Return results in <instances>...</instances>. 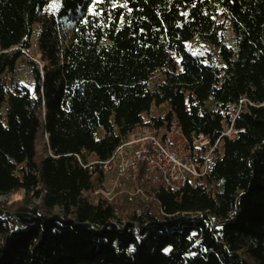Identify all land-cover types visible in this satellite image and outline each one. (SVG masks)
I'll use <instances>...</instances> for the list:
<instances>
[{"label":"trees","instance_id":"16d2710c","mask_svg":"<svg viewBox=\"0 0 264 264\" xmlns=\"http://www.w3.org/2000/svg\"><path fill=\"white\" fill-rule=\"evenodd\" d=\"M49 2L0 0V196L24 194L0 203V264H247L243 249L264 264V0ZM33 35L50 64L8 86ZM157 107L217 142L202 181L139 173L134 193H95L99 162Z\"/></svg>","mask_w":264,"mask_h":264},{"label":"built area","instance_id":"2783aa9c","mask_svg":"<svg viewBox=\"0 0 264 264\" xmlns=\"http://www.w3.org/2000/svg\"><path fill=\"white\" fill-rule=\"evenodd\" d=\"M222 134L232 137L234 130L229 126ZM216 144L202 133L185 134L179 120L167 111L143 113L111 156L99 162L107 178L98 192L110 201L139 173L147 183L161 182L174 190L201 182Z\"/></svg>","mask_w":264,"mask_h":264},{"label":"rangeland","instance_id":"374dc122","mask_svg":"<svg viewBox=\"0 0 264 264\" xmlns=\"http://www.w3.org/2000/svg\"><path fill=\"white\" fill-rule=\"evenodd\" d=\"M57 7H58V0H50L46 11L47 12H54L57 9ZM64 32L66 33V35H70L71 27L68 25L65 28ZM65 41H66V43L68 42L67 39ZM31 42H32L31 47L29 49L23 50V54L18 58L13 73L11 75H7L6 76L7 78L6 77L3 78V80L6 82V84H8V86L13 85L16 82L24 83V84H27L30 86L32 85L33 77L30 73L32 67H30L27 60L31 59L34 61V63L37 64V66L39 67L40 74H42L43 70L49 66V64H50L49 61H43L41 59V54L36 52L34 35L31 37ZM224 42H226L228 44L232 43V35H231L229 28H227V30L225 32ZM187 48L189 50H191L192 52L203 53L205 51H210L212 53H215V49H213L208 44L198 42V40L189 41L187 43ZM160 76H161L160 72L155 73L154 76L151 78V82H153L157 79H160ZM44 110L45 109L43 107L42 111H41L42 124H41V126H39V128L37 130V139H36V151H37L36 160H37V163H40L47 155L50 154L49 149H48V144H47L48 135H47L46 131L44 130V122H43V118H44V114H45ZM160 111H166V110L164 107H157L155 110L152 111V113H150V115L157 114ZM98 190H96L95 193H101V192H98ZM122 192L134 193V191L132 189H130L129 187L126 186L125 191H117V192H115V196L119 193H122ZM136 192H137V190H135V193ZM23 197H24L23 191H17V192L10 194V195L0 196V203L8 206V205H11L15 202H19L20 200L23 199ZM112 200L113 199H111L110 201H112ZM32 204H33V206L40 205V200L34 198L32 201ZM125 220H126L125 217L122 218L123 222ZM241 255L247 264H255V262L248 256L245 249H243L241 251Z\"/></svg>","mask_w":264,"mask_h":264}]
</instances>
